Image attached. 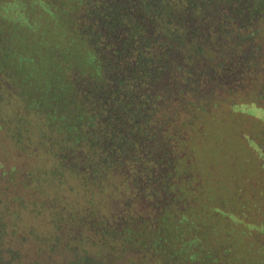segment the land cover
I'll return each instance as SVG.
<instances>
[{"label": "trees", "instance_id": "trees-1", "mask_svg": "<svg viewBox=\"0 0 264 264\" xmlns=\"http://www.w3.org/2000/svg\"><path fill=\"white\" fill-rule=\"evenodd\" d=\"M249 74L264 83V0H0V100L21 111L0 130L37 119L64 184L30 221L2 200L0 264H264Z\"/></svg>", "mask_w": 264, "mask_h": 264}, {"label": "rangeland", "instance_id": "rangeland-1", "mask_svg": "<svg viewBox=\"0 0 264 264\" xmlns=\"http://www.w3.org/2000/svg\"><path fill=\"white\" fill-rule=\"evenodd\" d=\"M33 5H36L35 1L30 2ZM39 17H41V13H39ZM12 21L18 22L19 27L23 29H11L10 20L8 21V26L10 30L16 35L19 36L23 32H26V25L27 19L20 18V17H11ZM42 22H45L44 16L41 18ZM34 22V23H33ZM32 26L34 31L38 35H43L44 27L40 25L37 20H32ZM8 30L5 28L1 30V32L8 33ZM25 42V41H24ZM26 48H24L25 50ZM28 63V62H27ZM246 79L241 81L242 84V93L234 94L235 97H243L244 100L248 103L254 101L257 105H259L263 109L264 113V91L261 94H257L258 90L257 87H263L264 83H262V77L258 75H251L245 77ZM221 91V90H220ZM260 92V91H259ZM221 93H224L223 91ZM11 95V94H10ZM5 92L2 100H0V112H2L7 118L14 117L15 115H19V108L16 105V102L12 97ZM46 110H49V106L44 107ZM256 112V111H255ZM259 114V112L257 111ZM20 117V115H19ZM20 119V118H19ZM255 120L260 123V120L256 117ZM264 122V121H263ZM250 123V120H249ZM248 126V125H246ZM6 130H0V205L3 204L4 198L13 199L14 197H19L21 199L30 200L27 203H23L22 205L18 206V213L21 217L27 218L29 221L35 219V214L41 208L42 211H45V205H51V202H58L56 198L59 189L56 188V184L59 183L60 185H64L59 180L60 178H52V173L49 170H52V165L55 164L54 153L46 152L43 144L41 143V133H40V125L37 119L31 117L29 119L22 122L19 121H12L6 122ZM256 128V126H253ZM258 127V123H257ZM251 131L253 129L251 128ZM19 133H23L21 147L14 141L15 138H11L14 135ZM231 144L229 143V148ZM234 149H236V145L233 144ZM247 149L251 150L252 147L247 145ZM14 168L15 175L13 171H9L7 169ZM34 168V173L28 174L31 171L29 169ZM28 171V172H26ZM251 172L254 170L250 169ZM25 174V178H24ZM13 177V178H12ZM12 178V179H11ZM10 179L12 183L10 184ZM63 179V178H62ZM251 182V181H250ZM248 183V186H251V189L254 190V185L256 182L253 180L251 183ZM11 185V190L6 186ZM259 186V185H258ZM246 187V186H245ZM261 185V190H263ZM33 188V189H32ZM36 188H38V192L42 188V194H46V197L40 204L39 202L42 200L38 198V193L36 192ZM251 189L249 190L251 193ZM35 190V191H34ZM83 193L80 189H74V191H78ZM33 191V192H32ZM251 195V194H249ZM264 195V191H263ZM249 198H251L249 196ZM10 200L9 202H11ZM262 204H258V206L253 209L252 213H257L260 215V208ZM40 207V208H39Z\"/></svg>", "mask_w": 264, "mask_h": 264}]
</instances>
